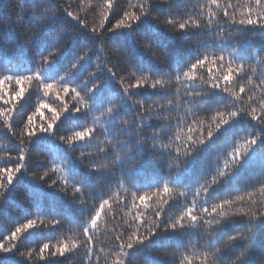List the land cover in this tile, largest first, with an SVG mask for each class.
I'll list each match as a JSON object with an SVG mask.
<instances>
[{
    "label": "snow or ice",
    "instance_id": "6c2138e0",
    "mask_svg": "<svg viewBox=\"0 0 264 264\" xmlns=\"http://www.w3.org/2000/svg\"><path fill=\"white\" fill-rule=\"evenodd\" d=\"M21 4L17 19L0 18V25L12 29L29 26L31 34L26 42L38 43L41 30L53 16H59L63 23L58 35H62L53 47L37 52L38 68L34 73L9 72L0 77V124L5 131L11 130V137L16 140L13 150L0 155L4 165L0 167V196L11 189L18 174L28 175L30 146L41 134L68 146L103 187L93 189L86 185L71 174L68 158L52 156L47 160L48 166L42 172H33L31 177L64 193L74 204L79 201L80 206L85 204L84 193L90 189L91 198L99 199V206L91 212L83 209L88 214L87 221H73L35 205V218L23 219L7 235L0 233V264H48L52 258L66 257L80 247L85 251L84 264H133L136 253H142L144 264H162L153 257L154 251L169 257L172 264H250L258 248V264H264V201L253 198L254 193L264 194V165L243 185L221 192L264 135V0H227L223 7L219 0H178L175 5L171 0H127L126 4L121 0H102L99 4L89 0L86 6L83 0H77L76 7L83 16L69 10L72 0H21ZM90 13H96V22H89ZM149 18L163 26L169 36L150 28L140 31L139 25ZM109 33L119 37L118 42H108L105 38ZM193 33L197 39L189 42L192 55L181 59L175 38H187ZM247 33L258 39L253 40ZM201 37L200 47L192 48ZM77 42L79 53L64 75L42 77V71L57 55ZM2 43L6 45L8 41ZM146 58L158 66H151ZM89 62L79 82L70 78ZM120 65L127 68L123 75ZM253 77L259 84H253ZM34 83L45 98L54 95L58 107L41 99L34 110L26 113V118L16 121L13 113L19 111V101ZM113 91L119 96L118 101ZM142 91L152 94H139ZM210 93L218 95L219 102L204 111L202 98ZM68 98L74 103H69ZM180 107L185 109L183 115L172 116ZM200 113H210L207 127ZM62 117L69 121V127L57 134ZM89 117L93 122L104 118V132L115 133V141L109 140L104 146L96 142L93 146L96 129L87 126ZM72 120H79V125H72ZM237 121L255 122V132L250 129L223 145L212 158L210 178L194 189L190 201L173 200L174 189L170 185L176 183L174 178L194 159V154L209 146L217 133ZM11 151L17 154L11 155ZM158 154L169 158V169L177 170L169 171L162 186L143 185L148 190L139 195L129 191L130 203L119 192L109 194L113 183L117 188L130 185L139 190L135 171ZM57 160L61 163L57 164ZM61 165L68 173L63 183L51 178L61 171ZM154 198L160 207L153 210L152 218L145 217L143 211ZM110 201L117 202V211L129 208L131 221L120 231L123 225L112 217L110 238L115 251L106 255L103 248L97 250L95 239L103 217L112 210ZM176 203L181 204L178 213L169 214L168 208ZM132 209L137 211L132 214ZM65 223L70 227L79 225V235L84 240L65 234L55 244L42 242L21 249L31 230L59 229ZM227 224L233 227L226 239L221 238L218 234ZM189 251L198 254L192 256L187 254Z\"/></svg>",
    "mask_w": 264,
    "mask_h": 264
},
{
    "label": "trees",
    "instance_id": "16d2710c",
    "mask_svg": "<svg viewBox=\"0 0 264 264\" xmlns=\"http://www.w3.org/2000/svg\"><path fill=\"white\" fill-rule=\"evenodd\" d=\"M89 0H83L85 6ZM92 3H101L102 0H91ZM122 3H127V0H121ZM173 5H175L178 0H171ZM227 2V0H219L221 7ZM237 0H232V3H236ZM243 3L244 0H241ZM77 0H72L73 7L69 8L70 11H73L74 14L79 12L83 16V12L76 7ZM199 3H205V0H199ZM22 7L21 0H0V18L11 17L13 20L17 19V14L20 12ZM222 14V13H221ZM239 19V14H237ZM90 23L96 22L98 16L96 13H90L87 17ZM163 20V17H161ZM63 23L62 19L59 16H53V20L45 26L40 33L39 42L27 43L26 37L30 35L29 26H26L23 29H12L7 26L0 25V77L4 74H30L34 73L38 68V56L37 52H45L48 48L53 47L56 41L60 38L58 35L60 30V25ZM145 28H150L154 31H158L165 36L169 34L164 30L163 26L155 24L150 18L145 19L140 25L139 30L144 31ZM187 38H175V47L177 55L181 59H187L192 55V51L189 48V42L195 41L196 34H191ZM248 36H251L253 40L258 39L256 36H253L252 33H247ZM18 36L20 37L19 42H17ZM171 38V37H169ZM7 40L8 43L3 45L2 41ZM110 43L118 42L119 37L109 35L105 38ZM203 38H200L198 43H194L192 48H199ZM79 42L70 46L62 53L57 55L55 61L47 66L45 70L42 71V77L45 78H55L59 74L64 75V72L68 70V67L75 59V56L79 53ZM255 48H253V54H255ZM105 56L107 53L104 54ZM95 57H93V61ZM147 62L153 66L157 67L156 62L146 58ZM255 62V61H253ZM89 63H85L83 66L78 68L70 77L76 82H79L80 79L84 77L87 72ZM124 71L121 72L123 75L127 68L123 65H120ZM173 71L172 75L175 76ZM58 79V78H57ZM119 79V77H117ZM53 82V81H47ZM253 84H259V81L253 77ZM91 86V85H89ZM252 85H246V87H251ZM175 85H173V90ZM141 95H151L149 92H141ZM256 94H259V89H257ZM83 95V93H82ZM113 96L116 101L119 100V96L113 91ZM140 97H134V99H139ZM41 99H47L48 103L52 104L53 107H58L56 104L54 95L50 94L49 97L45 98L43 96V91L35 83L31 88L25 93L24 99L18 103V112H14L13 116L16 121H20L22 118H26V113L34 110L35 106L40 102ZM69 103H74L70 98ZM204 100V111H208L213 108L219 102V96L215 94H209L207 97L202 98ZM163 102V101H161ZM184 108H177L176 111L172 112V116L183 115ZM168 115V113H163ZM45 115H48V111H45ZM93 115H98V113H93ZM210 113H200V118L205 120V127L209 121L207 117ZM63 123H59L57 127V134H63L69 127V121H65L62 117ZM80 123L79 120H72L71 124L78 126ZM147 123V122H146ZM154 123H162L161 121H154ZM87 126H94L96 129L95 139L93 141V146L96 142H99L101 146H104L106 142L111 140L115 141V133L109 132L105 133L104 128L107 126L104 118H101L98 121L93 122L91 117L87 119ZM252 130L255 132L256 124L255 122H250V124H245L242 121H237L226 126L216 137L209 143V146L206 149L199 151L194 154V159L185 166L183 171L175 177V184H171L170 187L174 189L172 199L179 202H183L185 199L190 201L193 198V191L196 187H199L200 183H203L206 179L210 178V171L212 165V158L222 149L223 145L230 139H234L237 136L243 135V133ZM18 130V129H16ZM165 142L167 140L165 139ZM16 146L15 138L11 137V130L5 131L2 124H0V155H3L5 152L13 150ZM87 148V146H85ZM30 162L27 165L28 175L18 174L17 178L14 180V184L11 189L5 194V196H0V233L7 235L8 232L18 223H22L25 218H35L34 214L37 211L35 205H38L42 211H47L52 214H58L63 216H68L73 221H82L88 220V214L83 209L86 208L89 212L94 211L95 208L99 206V199L93 200L90 196L91 190L89 189L84 193L85 204L80 206L79 201L77 205L73 201L64 195V193L59 192L53 187H50L42 182L35 181L31 174L33 172H42L44 168L48 166L47 160L51 159L52 156L57 158H68L70 160V172L77 178L82 180L86 185L90 186L93 189L97 187H103V184H98L93 177L89 174L87 168L84 164L80 162L76 154L66 145L61 142L56 141L52 136L47 134H41L34 143L30 146ZM17 153L11 151V155L15 156ZM79 152H77V155ZM108 159H111L109 157ZM103 162V161H101ZM57 164L61 162L56 161ZM171 161L168 157L163 155H157L152 162H147L144 167L138 171H135L136 182L140 183L141 187L139 190L130 185H124L121 188H117L113 183L111 187L108 188L109 194L119 192L121 196L131 202V196L128 195V192H137V195L147 191L146 187L143 185L152 184L155 185L159 183L161 186L165 182V178L168 176L169 171L175 173L177 170L175 167L169 169V164ZM264 165V135L258 140L257 144L250 150L249 154L246 156L245 161L241 168L238 170L237 174L233 176L227 184L221 188V192L233 190L237 186L243 185L246 178L252 175L254 172L258 171L260 167ZM4 166L0 163V167ZM127 168V165H124ZM117 173L119 169L115 170ZM65 175H68L67 170L63 169L61 165V171L52 175L51 178L60 181L63 183ZM71 179V177H69ZM104 185L108 187V181H103ZM70 191V190H69ZM179 192H185L186 196H179ZM239 194V193H234ZM107 198V196L103 197ZM253 198L255 200L264 201V194L254 193ZM172 201L170 200V203ZM138 203V201H137ZM150 207L143 211V215L148 218L153 217V210L160 207L157 199L154 198L149 202ZM112 205V210L108 212L107 216H104L99 230L96 232L95 245L97 250L100 248L104 249V253L107 255L113 251L112 240L110 238L111 229L113 225L112 217H116L123 227L120 231H124L127 228V224L130 223L131 217L129 215V208H121L117 211V202L110 201ZM181 204H173L171 208H168L169 214H177ZM164 207H168L165 205ZM132 214L137 211L132 209ZM49 217L48 219H50ZM233 225L227 224L224 225L218 234L221 238H227V235L230 234V230ZM200 231L204 232V226L200 227ZM70 236L72 238H77L81 242L84 240V237L79 235V225L70 227L67 223L62 225L59 229H34L27 233L22 241L21 249L28 246H35L38 243L50 242L55 244L58 240H62L65 236ZM264 235V234H262ZM175 244L173 243V248ZM172 249H169L171 251ZM184 249H181L183 251ZM260 253V249H257L256 254L251 258L250 264H258L257 257ZM187 254L195 256L198 253L189 251ZM153 257L159 261L167 262V264H172L169 257L160 255L157 252L152 253ZM53 260L48 261V264H84L85 262V251L83 247H80L78 250H74L72 253L66 254V257L52 258ZM43 264V262H40ZM103 264V261L101 262ZM133 264H144L142 259V253H136L133 257Z\"/></svg>",
    "mask_w": 264,
    "mask_h": 264
}]
</instances>
